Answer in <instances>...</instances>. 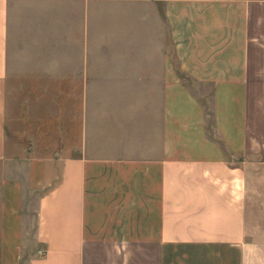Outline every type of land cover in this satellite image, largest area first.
Listing matches in <instances>:
<instances>
[{
    "label": "crops",
    "instance_id": "crops-1",
    "mask_svg": "<svg viewBox=\"0 0 264 264\" xmlns=\"http://www.w3.org/2000/svg\"><path fill=\"white\" fill-rule=\"evenodd\" d=\"M263 159L264 0H0V264H264Z\"/></svg>",
    "mask_w": 264,
    "mask_h": 264
},
{
    "label": "rangeland",
    "instance_id": "rangeland-1",
    "mask_svg": "<svg viewBox=\"0 0 264 264\" xmlns=\"http://www.w3.org/2000/svg\"><path fill=\"white\" fill-rule=\"evenodd\" d=\"M182 77L185 78L183 75H182ZM185 81L193 85V81L191 79H188L186 77ZM26 145H28L27 142H26ZM258 175H259V177H258L259 178L258 179V186L256 187V189H257L256 197L257 198H256V201H255V204L254 203L252 204L251 200H250V204L253 205L255 207V209H256V215H257L256 224H257V226L264 227V167H261L260 169H258ZM42 254H43V251H42V253L40 255H42ZM0 256H1V250H0ZM29 259H30L29 254L24 256L23 264H27Z\"/></svg>",
    "mask_w": 264,
    "mask_h": 264
}]
</instances>
